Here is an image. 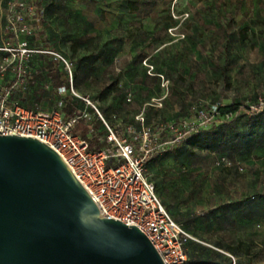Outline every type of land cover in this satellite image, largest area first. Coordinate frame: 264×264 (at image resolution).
<instances>
[{"label": "rangeland", "instance_id": "obj_1", "mask_svg": "<svg viewBox=\"0 0 264 264\" xmlns=\"http://www.w3.org/2000/svg\"><path fill=\"white\" fill-rule=\"evenodd\" d=\"M10 1L0 0V15ZM54 1L64 7L53 11L52 19L51 12L44 11L50 20L47 33L55 49L76 63L74 88L79 94L70 91L56 96L53 106L64 114L70 112L67 101L81 112L87 108L88 114L107 113L110 124L129 136V125L141 122L138 115L145 110L147 116L151 107L152 118L164 116L168 121L148 124L157 137L166 125L173 136L185 132L189 136L225 119L212 115L214 105H250L264 97V0ZM128 1H135L136 8L131 10ZM38 34L41 40L40 30ZM75 43L78 52L73 50ZM100 46L107 50L111 46L114 52L106 51L99 60L89 62L88 55ZM160 75L171 79L169 88L162 87ZM153 108L160 109V114ZM236 125L243 129L241 121ZM172 146L159 150L165 157L152 159L148 169L161 189L172 191L166 200L174 205L173 216L193 219L191 231L202 241L204 237L212 241L215 235L222 241L242 240L258 253L251 260L243 258L264 264V149L251 155L241 151V169H235L238 157L225 167L218 164V155L200 147L202 162L178 174L189 160L177 159L170 152ZM238 192L250 204L241 209V230L233 224L228 228L229 221L238 224L236 213L220 230L214 228L217 208L212 204L222 203L221 195L228 198Z\"/></svg>", "mask_w": 264, "mask_h": 264}, {"label": "built area", "instance_id": "obj_2", "mask_svg": "<svg viewBox=\"0 0 264 264\" xmlns=\"http://www.w3.org/2000/svg\"><path fill=\"white\" fill-rule=\"evenodd\" d=\"M42 17L37 14L36 0L9 2L6 25L13 32L15 44L0 40V134L33 137L48 144L61 155L95 200L102 215L141 228L165 264H192L185 244L194 237L169 213L148 169L160 149L180 140L186 132L174 140L161 141L149 128L137 131L131 126V137L123 136L98 111L108 130L107 148L95 150L91 142L75 130L77 123L88 117L86 111L70 116L58 107L28 108L15 96L18 89L28 84V60L35 54L41 55L49 67H62L66 71L70 88L61 86L58 88L60 93L71 91L79 96L74 88V63L61 51L29 45V38L35 34ZM14 65L16 80L5 84L3 80ZM152 69L151 66L148 72ZM160 76L162 87L169 88L170 80ZM84 99L93 106L92 101ZM257 107L264 110V97L259 99ZM138 118L144 122V111ZM217 162L226 166L231 164L225 156H217ZM192 164L189 160L187 166L190 168ZM232 257L236 261V257Z\"/></svg>", "mask_w": 264, "mask_h": 264}, {"label": "water", "instance_id": "obj_3", "mask_svg": "<svg viewBox=\"0 0 264 264\" xmlns=\"http://www.w3.org/2000/svg\"><path fill=\"white\" fill-rule=\"evenodd\" d=\"M0 264H165L138 226L102 215L61 155L0 134Z\"/></svg>", "mask_w": 264, "mask_h": 264}, {"label": "trees", "instance_id": "obj_4", "mask_svg": "<svg viewBox=\"0 0 264 264\" xmlns=\"http://www.w3.org/2000/svg\"><path fill=\"white\" fill-rule=\"evenodd\" d=\"M66 1L68 0H64L63 2ZM128 2L131 10L136 8L137 3L135 1H128ZM62 4L63 3L61 4L59 3V5L57 6V3L54 0L53 2H48V3L46 2V0H36L38 14L43 16L42 21L39 25L45 26V22H46V18L44 16L45 10L50 11L52 15L53 11L56 12L57 11L56 9L64 7V5ZM171 21L172 23L176 22L172 17H171ZM40 26L37 28H40ZM37 31L39 32V30ZM40 31L42 32L43 37L40 40V38H38L39 36L38 32H35V34L29 38L30 47L36 49L57 50L53 46V39H52L53 37H51L47 33L48 29L44 28L43 30ZM109 44L111 43H107V46H109ZM73 48L74 51L78 52L77 43L73 45ZM106 51L112 53L114 52V49L111 46L109 50L105 48L102 49V47L100 46L98 51H94L90 55H88L90 58L89 62L90 60L93 62L99 60L100 58L103 57V53ZM64 55L66 56V54ZM66 57L69 58L68 56ZM70 60L74 63L73 71H74V87H75V78L77 75L75 74L76 63L71 58ZM44 70H45L44 75L35 71L32 73L31 67L29 65L27 78L29 79L31 77V74L33 75L32 79L36 80L37 82H42V80L46 78L47 81L50 83L51 89L55 92L61 86H66L68 89L70 88L69 78L67 76L66 71L62 67L56 69L45 65ZM167 79H169L171 82V79L169 77H167ZM36 90H38V87ZM28 92H29V88L26 87L25 90L16 92L15 95H17V97L20 99L21 103L25 107L34 108L31 104H28L26 102V100H28L29 97H24V93L26 94ZM258 101L259 100H257V102ZM67 103L70 108V112H69L70 115H81L83 112L85 111L87 112V108L81 112L76 108L77 106L71 104L70 101H67ZM214 106L217 107V110L212 115L218 116L219 118H225L222 119L219 125H213L207 131L195 132L189 136L188 135L186 136V134H184L180 140L165 146V147H169L170 145L174 146V147L173 146L170 147L171 150L170 152L175 153L177 159L186 157L188 160L193 159L194 162L200 164L202 161L201 158H199L200 154L198 153V149H200V147H204L212 155L215 154L218 156H225L232 163H234L235 161L234 155L239 151H243L242 153L243 155L245 154L251 155L253 152H255V150L264 148V110L261 109V111L256 112L255 110H260V108L257 107V103L250 105H245L244 103L238 105L219 104ZM150 109L147 110L148 115L147 116L145 115L144 122L132 123L129 126L134 127L137 131H141L145 127L148 128L147 127L148 124L155 120L154 118L151 117ZM153 111L154 112L158 111L157 113L160 114V109L153 108ZM69 114L66 113L65 115H69ZM144 114H145V110H144ZM230 116H232L233 119L229 120L228 117ZM104 118L106 119V121L110 126L115 127L117 129L116 126L110 124L109 122L110 117L107 115V113L106 116H104ZM160 119L161 121H163V124L168 122L164 116ZM160 119L155 120L154 122L155 123L160 122ZM240 121L243 129L238 128L236 125ZM75 130L78 131L85 139L91 142V146L93 149L101 150L107 148V141H106V134L108 131L107 126L99 117L97 112L95 113L92 112L83 121L77 123ZM170 132L171 131L168 129V126L166 125L159 136V140L161 141H167L172 139L174 140L176 136L171 135ZM91 135L93 136V139H91L92 137ZM129 136L131 137V135ZM94 139L96 142L94 141ZM165 147L162 149H165ZM159 153L160 152L158 151L157 155L153 158L154 160L165 157V154L160 155ZM223 165L224 164H222V166ZM224 166L228 167L226 165ZM156 186L162 202L164 203L169 213L173 216L171 210H175L174 205L168 203V201L166 200V196L168 194H171L172 191L170 192L167 188L161 189L157 184ZM248 200H244V199L241 200V209H245L247 206L250 207V204L249 203H248L249 205L247 204ZM238 204L239 203H235V202L228 203L226 206L223 205L219 209H216V211L220 213V217H216V214L214 213V216L212 218L213 222L214 220H216V223L219 226H222L224 222L232 216L229 215V211L234 210L236 213V211L239 209ZM173 217L175 218L176 221L183 223L185 229L189 233H191L192 236L194 237L188 239L185 244L187 254L192 264H252L251 261L245 260L243 256H249L251 260L252 258L256 257V255L258 254L257 252H251V246H246L245 242L239 239L231 240V241H222L221 239H217L213 243L215 244L216 247H210L208 245H205L203 243L204 240L202 241L197 237H195L191 231L192 230L191 222L193 219L191 218L180 219V218H176L175 216ZM231 222L232 221H229V224ZM262 244L264 246V241ZM224 251L230 252L234 257H236V261H234L233 257L231 256L228 257Z\"/></svg>", "mask_w": 264, "mask_h": 264}, {"label": "crops", "instance_id": "obj_5", "mask_svg": "<svg viewBox=\"0 0 264 264\" xmlns=\"http://www.w3.org/2000/svg\"><path fill=\"white\" fill-rule=\"evenodd\" d=\"M51 2H53V1H51ZM6 13H7V10L5 11V13H1V15H0V40L7 41L8 43H11L13 45V44H15V42L13 40L14 39L13 38V32L6 25ZM37 14H38V11H37ZM48 17L52 19V15H49ZM51 21L54 22L53 20H51ZM90 21H92L91 18H90ZM49 23H50V20L46 19L45 26H40L39 25L40 26L39 30H43L44 28L47 29L46 26H50ZM80 29H83V26H81L79 28V30ZM65 30L67 31L66 28H65ZM83 31L85 32L86 29H84ZM87 34H89V33L87 32ZM29 62H31V64H28L27 66L29 68V65H30L32 73L35 71V72L41 73L42 75L45 74L44 73L45 72L44 69H45V65H47V63L42 59V57L40 55H38V54L33 55L31 57V59L28 60V63ZM14 67H16V65H14V66H12L10 68L6 78H4L3 82L5 84H12V83L15 82V80H16V72H15V68ZM32 78H33V75L31 74V77L28 79V84H26V86H25V88L26 87L29 88V92L26 93V94L24 93V97H29L28 100H26V102L28 104H31L34 108L48 109V108L54 107L53 105L56 102V96H64V95H62L63 93H60L58 90L56 92L53 91L51 89L50 83L47 81L46 78L44 80H42V82H37L36 80H34ZM37 87H38V90H36ZM25 88H20L16 92L23 91V90H25ZM67 92H70V91H67ZM15 96H17V95H15ZM67 98H69V97L67 96ZM255 111L259 112L261 110H255ZM141 112H143V111H141ZM262 149H264V148H262ZM237 157L239 158V160L241 159V151H239L238 153H236L234 155L235 161L237 160ZM191 160L193 161V164H194V160L193 159H191ZM239 160L236 162L235 169L236 168L237 169H239V168L241 169V160L240 161ZM187 165L183 166L182 170L180 172H178V174L187 172V169H185V168H187ZM226 170H229V169H226ZM164 172H166V170ZM168 173L164 174V177L167 176ZM222 197H223V195H221V198ZM221 198L219 200H221L222 203H224L223 205H225V206L228 203H233V202L239 203L238 204L239 205V209L236 211V214H238V216L240 217V220H238V224L237 223L234 224V222H231L230 224H228V228L232 229V224H233V226H236L238 229L241 230V192H238L237 194H234V195L231 194V195L228 196V198L223 197L222 198L223 200ZM222 203H218V204L213 203L212 206H213V208L219 209L221 206H223ZM234 213H235V211H229V215H233ZM216 217H220V213L219 212H217ZM216 227H219V230L221 228V226H219L216 223V220H214V228H216ZM204 238H206L207 241L204 240L203 243L205 245L210 246V247H216L215 244H213V243H214L215 240L219 239L218 237H216V235L214 237L215 239H213L212 241H211V239L208 240V237H204ZM231 240H236V239H230L228 241H231ZM224 252H225V254L228 257H230V256L232 257L233 256L228 251H224Z\"/></svg>", "mask_w": 264, "mask_h": 264}]
</instances>
